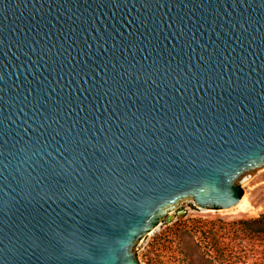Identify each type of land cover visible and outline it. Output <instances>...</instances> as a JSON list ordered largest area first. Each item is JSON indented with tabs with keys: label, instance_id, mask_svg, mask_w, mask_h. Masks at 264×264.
<instances>
[{
	"label": "water",
	"instance_id": "obj_1",
	"mask_svg": "<svg viewBox=\"0 0 264 264\" xmlns=\"http://www.w3.org/2000/svg\"><path fill=\"white\" fill-rule=\"evenodd\" d=\"M263 169L264 0H0V264H141Z\"/></svg>",
	"mask_w": 264,
	"mask_h": 264
},
{
	"label": "rangeland",
	"instance_id": "obj_2",
	"mask_svg": "<svg viewBox=\"0 0 264 264\" xmlns=\"http://www.w3.org/2000/svg\"><path fill=\"white\" fill-rule=\"evenodd\" d=\"M242 190L246 209L206 211L183 202L139 242L136 258L141 264H264V169Z\"/></svg>",
	"mask_w": 264,
	"mask_h": 264
},
{
	"label": "bare ground",
	"instance_id": "obj_3",
	"mask_svg": "<svg viewBox=\"0 0 264 264\" xmlns=\"http://www.w3.org/2000/svg\"><path fill=\"white\" fill-rule=\"evenodd\" d=\"M246 200L243 199V201L240 203L239 208L246 209Z\"/></svg>",
	"mask_w": 264,
	"mask_h": 264
},
{
	"label": "trees",
	"instance_id": "obj_4",
	"mask_svg": "<svg viewBox=\"0 0 264 264\" xmlns=\"http://www.w3.org/2000/svg\"><path fill=\"white\" fill-rule=\"evenodd\" d=\"M241 195H243V191L242 190H241ZM262 219H264V217ZM263 224H264V222H263ZM261 231L264 233V227H263V230H261Z\"/></svg>",
	"mask_w": 264,
	"mask_h": 264
},
{
	"label": "flooded vegetation",
	"instance_id": "obj_5",
	"mask_svg": "<svg viewBox=\"0 0 264 264\" xmlns=\"http://www.w3.org/2000/svg\"><path fill=\"white\" fill-rule=\"evenodd\" d=\"M173 211H175V210H173ZM173 211H170V212H173ZM167 217H168V216H166V220H167ZM157 227H158V226H157ZM157 227H156V228H157Z\"/></svg>",
	"mask_w": 264,
	"mask_h": 264
}]
</instances>
